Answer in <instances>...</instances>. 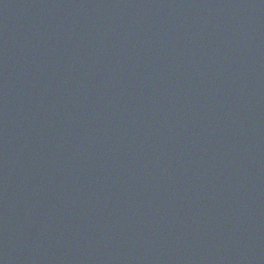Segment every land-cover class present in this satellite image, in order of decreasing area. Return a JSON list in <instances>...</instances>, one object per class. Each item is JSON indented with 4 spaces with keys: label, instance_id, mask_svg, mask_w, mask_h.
Returning a JSON list of instances; mask_svg holds the SVG:
<instances>
[{
    "label": "water",
    "instance_id": "water-1",
    "mask_svg": "<svg viewBox=\"0 0 264 264\" xmlns=\"http://www.w3.org/2000/svg\"><path fill=\"white\" fill-rule=\"evenodd\" d=\"M0 264H264V0H0Z\"/></svg>",
    "mask_w": 264,
    "mask_h": 264
}]
</instances>
